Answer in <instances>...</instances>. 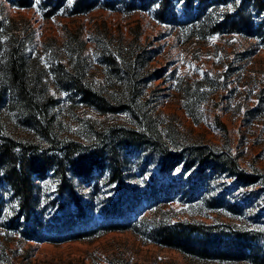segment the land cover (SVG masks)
I'll return each mask as SVG.
<instances>
[{
    "label": "rangeland",
    "instance_id": "1",
    "mask_svg": "<svg viewBox=\"0 0 264 264\" xmlns=\"http://www.w3.org/2000/svg\"><path fill=\"white\" fill-rule=\"evenodd\" d=\"M37 4L35 0L33 6L22 7L0 0V19L8 31L2 37L23 39L25 51L45 71L43 81L56 101L50 109L59 138L84 142L94 129L131 122L125 112L99 113L74 104L68 92L56 88L50 66L60 63L81 73L110 100L127 101V85L111 75L101 56L110 51L123 64L138 55L143 64L138 72L149 80L141 86L137 103L148 111L170 150L197 144L228 152L242 168L256 173L259 182L244 186L225 173L199 174L182 165L163 171L159 164L131 154L123 181L132 189L102 183L91 198L87 182L74 180L81 212L73 202L66 203L67 194L56 192L49 173L33 187L44 209V226L27 237L22 230L0 225V264H218L145 241L131 230L89 232L126 221L139 210L156 219L228 222L264 230V43L234 32L189 36L170 18L157 19L152 10L95 8L44 17ZM158 70L162 76L150 78ZM17 119L16 112L1 106L0 135L35 139ZM0 189L4 208L13 215L11 193ZM226 204L238 207L229 210Z\"/></svg>",
    "mask_w": 264,
    "mask_h": 264
},
{
    "label": "trees",
    "instance_id": "2",
    "mask_svg": "<svg viewBox=\"0 0 264 264\" xmlns=\"http://www.w3.org/2000/svg\"><path fill=\"white\" fill-rule=\"evenodd\" d=\"M11 2L22 7L35 4V0ZM37 7L44 17L58 12L79 14L95 8L126 12L152 10L157 19L170 18L181 30L188 31L189 36L204 38L218 32H234L264 43V0H38ZM180 15L185 18L179 19ZM7 32L5 21L0 19V107L16 112L19 126L31 130L35 139L0 135V188L6 187L16 203L13 215L7 214L0 189V225L5 228L22 230L30 237L44 226V209L38 204L33 187L36 180L49 173L56 180V192L67 194L66 203L73 202L81 212L75 179L87 182L91 198H95L102 183L106 186L118 183L132 189L123 181L131 154L159 164L163 171L182 165L183 169L199 174L225 173L244 186L259 182L256 173L242 168L228 152L197 144L170 150L148 111L137 103L141 86L149 80L138 72L143 66L138 55L134 61L123 64L110 51L101 56L100 62L111 75L127 85L130 94L127 101L110 100L85 81L81 73L71 72L60 63L50 66L56 88L68 92L74 104L88 106L99 113L125 112L131 122L130 126L114 124L94 129L84 142L59 138L50 109L56 101L43 81L45 71L25 51L23 39L14 34L3 39L2 35ZM160 74L158 70L150 78L161 77ZM226 206L229 210L238 207ZM101 228L131 230L145 241L218 264L228 261L264 264V230L256 227L188 219L169 221L147 217L144 210H139L126 221L113 222L108 227L98 225L89 232Z\"/></svg>",
    "mask_w": 264,
    "mask_h": 264
}]
</instances>
